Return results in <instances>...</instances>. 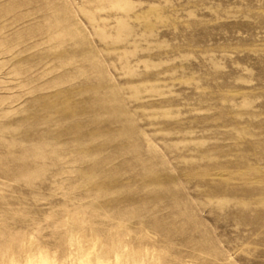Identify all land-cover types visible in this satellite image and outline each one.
<instances>
[{
    "label": "rangeland",
    "instance_id": "rangeland-1",
    "mask_svg": "<svg viewBox=\"0 0 264 264\" xmlns=\"http://www.w3.org/2000/svg\"><path fill=\"white\" fill-rule=\"evenodd\" d=\"M97 256L264 264V0H0V264Z\"/></svg>",
    "mask_w": 264,
    "mask_h": 264
},
{
    "label": "bare ground",
    "instance_id": "bare-ground-1",
    "mask_svg": "<svg viewBox=\"0 0 264 264\" xmlns=\"http://www.w3.org/2000/svg\"><path fill=\"white\" fill-rule=\"evenodd\" d=\"M116 248V247H114ZM112 252V251H111ZM117 254V253H115ZM49 260V259H48ZM79 260V259H78ZM116 263L115 264H123L120 262L118 256H116L115 258ZM126 260V259H125ZM80 264H105V262L103 260H101L100 257H96L94 259L90 258V257H86L84 260H79ZM133 261V260H132ZM78 262V261H77ZM128 262V261H127ZM14 263V262H13ZM49 262L44 258V257H39L36 261L30 259L29 261H27V264H48ZM129 263V262H128ZM132 264H141L139 263V261L137 260V262H131ZM130 264V263H129Z\"/></svg>",
    "mask_w": 264,
    "mask_h": 264
}]
</instances>
